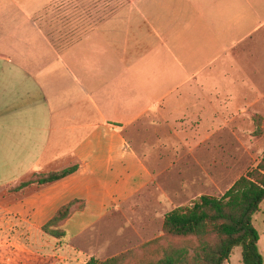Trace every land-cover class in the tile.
<instances>
[{
  "label": "crops",
  "instance_id": "1",
  "mask_svg": "<svg viewBox=\"0 0 264 264\" xmlns=\"http://www.w3.org/2000/svg\"><path fill=\"white\" fill-rule=\"evenodd\" d=\"M58 1L0 0V242L14 234L0 250L13 262L23 257L15 238L35 239L73 201L82 208L62 230L95 219L80 220L81 242L103 219L117 224L110 217L152 181L139 153L165 152L170 130L183 136L179 122L192 118L180 111L216 82L211 69L249 65V24L233 22L234 0H80L82 29L70 23L61 48L40 25ZM126 133L157 140L127 144ZM73 166L63 180L18 188ZM23 242L27 256L52 257Z\"/></svg>",
  "mask_w": 264,
  "mask_h": 264
},
{
  "label": "rangeland",
  "instance_id": "2",
  "mask_svg": "<svg viewBox=\"0 0 264 264\" xmlns=\"http://www.w3.org/2000/svg\"><path fill=\"white\" fill-rule=\"evenodd\" d=\"M232 9L234 23L242 20L249 24V36L243 44L247 47L249 65L245 69H211L217 71L216 82L211 88L202 87L193 103L180 111L192 118L179 122L184 125L183 136H173L170 130L169 135L166 132L159 137L170 147L165 148V152L139 153L146 163L151 158L147 166L152 181L110 217L117 224H107L108 219H103L81 242V238L76 237L81 221L88 223L95 219L75 218L68 228L63 227V240L50 238L41 231L35 233V239L32 234H20L12 249L24 252L17 243L28 242L29 238L36 240V248L42 250L39 254L54 257L55 264H85L90 259L104 262L132 252L138 257L143 245L154 240L163 246L170 242L162 232L167 213L189 207L200 196L220 198L235 181L256 169L264 154V24L260 30L257 28L264 23V0H240L239 3L234 0ZM84 16L80 0H59L42 14L40 25L55 37V44L61 48L66 32L71 31L69 24L73 23L74 34L79 33ZM239 49L234 50V55L240 64ZM124 139L127 144L157 140L132 139L127 133ZM252 225L259 234L258 250L264 262V201ZM97 237L100 239L96 240ZM11 241L14 234L0 244L6 246ZM1 254L5 259L0 258V264H16L7 261L6 248L3 247ZM224 264H242L241 248L235 247Z\"/></svg>",
  "mask_w": 264,
  "mask_h": 264
},
{
  "label": "trees",
  "instance_id": "3",
  "mask_svg": "<svg viewBox=\"0 0 264 264\" xmlns=\"http://www.w3.org/2000/svg\"><path fill=\"white\" fill-rule=\"evenodd\" d=\"M77 170L78 167L73 166L59 172L33 175L18 188L52 184ZM263 201L264 154L256 169L235 181L220 198L200 196L189 207L176 208L167 213L162 225L163 235L170 241L167 246L154 240L141 247L138 257L132 252L104 262L90 259L85 264H224L235 247L242 250V264H264L258 250L259 234L252 225V219ZM77 204L73 201L61 207L42 227V232L56 240H63L64 222L73 210L82 208ZM19 253L23 257L16 259V264H55L54 257Z\"/></svg>",
  "mask_w": 264,
  "mask_h": 264
}]
</instances>
